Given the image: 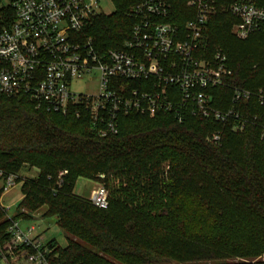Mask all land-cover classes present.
Here are the masks:
<instances>
[{"label":"trees","instance_id":"16d2710c","mask_svg":"<svg viewBox=\"0 0 264 264\" xmlns=\"http://www.w3.org/2000/svg\"><path fill=\"white\" fill-rule=\"evenodd\" d=\"M138 1L113 0L112 13L93 18L88 34L99 49L122 44L133 23L128 8ZM193 14L185 0H176L170 20L183 27ZM13 16L0 8V31ZM237 23L218 11L199 52L210 58L221 49L233 70L231 85L212 91L220 109L230 106L234 86L264 91V34L239 38ZM256 99L245 111L264 118ZM215 130L222 132L218 145L209 141ZM24 165L38 174L19 176L23 198L15 218H55L67 235L64 248L50 241L58 264H264V137L258 125L237 132L232 122L191 114L179 123L172 113H132L120 118L117 134L98 137L88 119L47 113L26 96L0 94V169L19 175ZM79 178L109 189L108 208L74 193ZM9 223L0 206V243L9 238Z\"/></svg>","mask_w":264,"mask_h":264},{"label":"built area","instance_id":"2783aa9c","mask_svg":"<svg viewBox=\"0 0 264 264\" xmlns=\"http://www.w3.org/2000/svg\"><path fill=\"white\" fill-rule=\"evenodd\" d=\"M104 1L114 5L113 0H0V8L14 12L0 31V94L26 96L47 113L88 119L98 137L117 134L122 116L161 112L172 113L179 123L190 114L232 122L237 132L258 125L264 137V118L245 111L252 97L264 105V91L234 86L230 106L217 108L212 91L231 85L233 70L221 49L210 58L199 53L208 21L218 11L238 20L233 32L239 38L264 34V5L258 0H185L194 14L182 27L170 20L176 0H140L128 8L133 23L122 44L101 50L88 30L95 16L109 14ZM94 72L97 90L75 91L76 80ZM209 137L218 145L222 132ZM18 178L0 169V206L10 221L9 238L0 243V264H58L51 257L55 247L35 219L15 218L18 205L12 213L2 203L3 195L23 183ZM89 200L108 208L109 189L99 184Z\"/></svg>","mask_w":264,"mask_h":264},{"label":"rangeland","instance_id":"374dc122","mask_svg":"<svg viewBox=\"0 0 264 264\" xmlns=\"http://www.w3.org/2000/svg\"><path fill=\"white\" fill-rule=\"evenodd\" d=\"M103 8L106 13H112L114 11V5L109 1L103 2ZM98 87V73L94 72L90 75L77 79L74 83V89L78 92H95ZM38 169L31 168L27 165H24L20 172L19 176L23 179L25 178H33L37 176ZM99 181L87 179V178H79L74 187V193L81 197H88L91 193V189L97 186ZM99 184H103L99 182ZM112 193L110 192L109 198L111 199ZM90 197V196H89ZM88 197V199H89ZM23 198L22 192V184H18L14 189L7 192L2 197V203L5 206L12 207V213L15 212L16 206L20 203ZM41 213V210L39 211ZM38 212V213H39ZM32 222L37 223L41 229L44 230L46 240L55 239L58 242L60 247H65L67 245V235L66 233L58 226L54 217L50 218H41L33 220Z\"/></svg>","mask_w":264,"mask_h":264},{"label":"crops","instance_id":"0c3cea01","mask_svg":"<svg viewBox=\"0 0 264 264\" xmlns=\"http://www.w3.org/2000/svg\"><path fill=\"white\" fill-rule=\"evenodd\" d=\"M98 185H99V182H98L97 186H98ZM97 186L93 187V188L91 189V192H92V190L95 189ZM90 194H91V193H90ZM89 196H90V195H89ZM89 196H88V197H89Z\"/></svg>","mask_w":264,"mask_h":264}]
</instances>
